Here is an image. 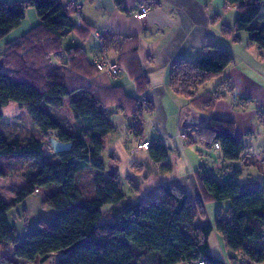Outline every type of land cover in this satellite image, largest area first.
Masks as SVG:
<instances>
[{
	"label": "trees",
	"instance_id": "16d2710c",
	"mask_svg": "<svg viewBox=\"0 0 264 264\" xmlns=\"http://www.w3.org/2000/svg\"><path fill=\"white\" fill-rule=\"evenodd\" d=\"M225 2L236 7L238 16L233 27H225L222 33H232L233 40L238 41L234 34L245 31L250 45L264 51L262 0ZM28 9H34L38 23L2 49L0 123L4 119L3 109L13 102L27 110L31 122L47 137L48 143L52 137L72 146L69 151L52 153L49 159L42 139L9 140L0 131V178L16 177L13 170L18 165L27 163L29 167L27 173L20 175L23 185L15 192V199L7 203L0 198V251L11 249L8 262L33 263L61 253L56 264H227L210 252L208 238L214 231L229 252V264H237L240 259L263 264L264 183L256 190H242L236 175L224 183L201 176L200 199L190 198L175 185H161L152 197L119 206L123 195L116 174L112 177L106 174L101 154L103 140L115 131L106 108L123 107L125 102L120 103L121 95L114 90L99 96L86 81H79L101 73L95 67V59L91 62L86 58L80 42L88 38L91 28L76 25L75 10L69 3L0 1V39L20 26ZM100 39L102 44L95 58L103 48L107 52L103 41L116 47L118 53L110 59L133 80L138 93L144 95L149 82L140 65L136 43L128 36L118 37L110 32L100 35ZM211 48L195 61L180 59L172 64L168 80L171 91L193 100L198 87L224 74L234 57L229 51ZM64 54L67 62L61 65H68L69 76L57 74L53 68V58ZM217 88L211 97L213 101L224 97L226 91L232 92L227 78ZM65 98L71 99L70 127L52 113L63 107ZM211 99L195 100L201 115L209 114ZM131 104L133 118L139 122L134 128L140 132L143 113L150 105L143 97ZM205 117L203 124L186 127L198 133L207 146L218 144L224 160H238L243 145L234 136V123ZM153 143L147 149L152 160L164 162L166 148L160 141ZM109 156L115 158L112 152ZM82 177L89 178V191L81 186ZM43 191L46 196L42 198V206L54 210V216L49 221H38V229L19 238L7 214L27 196ZM221 201H228L229 205L217 208L213 224L196 223L205 216L206 203ZM105 207L109 209L104 211Z\"/></svg>",
	"mask_w": 264,
	"mask_h": 264
},
{
	"label": "crops",
	"instance_id": "0c3cea01",
	"mask_svg": "<svg viewBox=\"0 0 264 264\" xmlns=\"http://www.w3.org/2000/svg\"><path fill=\"white\" fill-rule=\"evenodd\" d=\"M0 1L18 3L25 0ZM58 1L61 4L65 5L69 3L73 6L75 10L73 18L76 25L81 24V26L91 28L88 38L83 42L80 41L86 52V58L89 61H94L98 47L102 44L100 35H104L106 32L113 33L118 37L128 36L132 39L131 42L136 43L135 45L138 48L139 62L149 82L144 95L138 93L133 80L129 78L123 69V72L121 71L122 73L120 72L119 76L115 79L110 78L106 74L98 73L93 78L79 80L86 81V85H90L92 91L99 96H105L110 90H114L118 95H121L120 103L125 102L123 107L109 105L106 108L108 120L115 128V131L108 135L103 142L105 141L107 143V138L108 140H113V143L109 145V149L114 156L116 155V146L120 147L119 144L121 142L126 143L125 139H128V136H130V139L135 136V142L148 141L150 145L155 141H160L161 143L164 141L163 145L171 146L172 149H176V152L182 149V145L179 142H184L183 144H185L186 141L182 140L185 138L180 139L182 134L175 135V129H167L165 115L166 106L163 101L167 96H171L168 80L171 66L175 61L180 59L195 61L204 56L213 46L219 49L227 47L232 53L235 52L237 48L245 55L248 53L250 56L256 58L253 46L250 45L249 40L244 37L243 43L241 38L243 35L238 41H234L232 33H230V35L222 33V29L225 27H233L238 16L236 7L226 5L225 0ZM263 3L264 1L262 0V4ZM140 6L148 8L147 15L144 19L137 18V15L141 13ZM9 34H11V32L7 35L9 36ZM16 37L17 38L11 39L7 43L16 41L20 36ZM103 42L107 45L108 56L113 60L114 55L116 56L118 53L117 48H113L106 40ZM243 46L247 49V52L241 49ZM63 61L64 63L67 62L66 55L57 57L53 60L54 71L57 74L62 75L64 73V75L69 76L67 75L69 67L68 65L62 66L61 64ZM246 63L247 62L243 60L236 62L234 59L233 63L225 70V77L234 84V88L239 94L257 95L261 93L260 101L264 102V86L259 84L257 82L258 80L252 77L257 74L248 72ZM121 74H124V76H120ZM82 83L84 84L85 82ZM142 97L148 101L150 109L143 113V118L145 116L147 121L139 132L138 129L134 128V123L129 121V117H131V119L135 117L131 102H135V100ZM120 103H118V105L122 106ZM219 103L220 102L217 104ZM221 106L225 110L229 107L226 103H220L216 109L217 112H220ZM216 113H214L213 118L227 119ZM198 116L199 118L193 119L186 125L198 126L203 124L206 117L200 114H198ZM183 119L184 117L180 115L179 124L182 127L186 123ZM200 142H202V139L200 140L198 137L191 140L193 148L205 151V149L199 146L201 145ZM187 143L189 144L190 141H187ZM180 154L183 153L180 152ZM167 160L168 156L166 160L160 162V164L167 162ZM189 171L190 172L185 176L169 179L166 183L153 186L144 194L143 199L152 197L161 185H175L190 198L200 199L202 197V187L198 172L193 170L192 167L189 168ZM9 178L11 177L3 179ZM199 220V225H205L203 224V219Z\"/></svg>",
	"mask_w": 264,
	"mask_h": 264
},
{
	"label": "rangeland",
	"instance_id": "374dc122",
	"mask_svg": "<svg viewBox=\"0 0 264 264\" xmlns=\"http://www.w3.org/2000/svg\"><path fill=\"white\" fill-rule=\"evenodd\" d=\"M264 1V0H263ZM261 12L264 14V3L261 7ZM38 23V18L34 9H28L25 12V17L22 20L19 27H17L9 36H4L0 39V57L2 56V48L11 39L17 38L25 34L29 29ZM243 35V37H241ZM238 39L241 37L244 43L245 39H248L249 35L245 31L236 32L234 34ZM236 46V45H235ZM241 49L247 52L243 46ZM223 50L231 51L225 47ZM249 50V49H248ZM2 51V52H1ZM256 58L250 56L248 53L245 55L241 50L236 48L235 52H230L236 62L243 60L247 62L248 72H253L257 75H253L257 82L264 86V51H259L256 47H253ZM261 52V55H260ZM108 54V53H107ZM110 58V56H108ZM55 58H53L54 60ZM241 67V66H240ZM1 68V67H0ZM123 72V71H122ZM121 72V73H122ZM120 76H124L121 74ZM259 77V78H258ZM226 78L225 74L220 77H216L203 86L198 87L194 93V98H184L181 95L170 92L171 96L165 98L164 104L166 106V126L168 130H176V134H184L186 141L185 144L179 142L182 145V149L176 152V149H172L171 146L164 147L167 151V162L160 164L152 160L150 152L148 150H142L138 147L141 142H135V136L126 140V143L121 142L120 147L116 146V157L109 156V145L113 143V140H107L102 143V159L105 163L106 172L109 169V165H117L118 171L116 173L115 180L119 186V189L123 195L122 200L119 203L120 207H126L134 204L138 200H143L144 194L157 184H163L174 179L176 177L185 176L188 174L189 168L198 172L199 178L201 176H210L215 178L219 183L227 182L236 175V180L240 184L242 190L260 188L264 183V102L261 100V93L257 95L253 94H239L232 84V92L226 91L225 96L217 101H213L211 97L217 88L218 83ZM207 97V98H206ZM210 98L209 114L205 116L213 117L216 113V109L220 103H226L229 105L225 110L222 106L220 112L216 114L227 118L226 120L234 123V136L243 145V152L241 157L236 161H226L221 156V150L215 148V145L207 147L205 140L200 142L204 150L193 148L192 139L199 138L198 133L193 129L187 128L186 124L190 123L193 119L199 118L201 115L199 110L195 107L200 100ZM70 98H65L63 107L59 110H52V113L62 120L66 126L73 124L71 111L69 108ZM220 102L219 104H217ZM217 104V105H216ZM205 107V106H204ZM4 119L0 123V131L5 134L9 140L13 138H20L27 141L31 137L42 139L44 142L45 152L49 159L52 158V150L49 146L47 137L40 134L39 130L33 125L30 117L25 108H20L16 103H11L3 109ZM204 114V113H203ZM180 115H183L186 123L182 127L179 124ZM129 121L138 125V121L131 119ZM147 119L141 120V126L144 127ZM139 137V136H138ZM179 137V136H178ZM187 139V140H186ZM187 141H190L188 144ZM210 142V140L208 141ZM164 141L162 142V144ZM154 143L152 142L151 145ZM185 145V146H184ZM184 147V148H183ZM171 148V149H170ZM183 150V151H182ZM182 152L183 154H180ZM29 167L27 163L18 165L14 171L16 177L3 179L0 178V198L10 203L15 199L16 193L23 185V178L20 175L27 173ZM107 174V173H106ZM89 178L80 179V184L85 188V191H89L90 186L88 184ZM16 192V193H14ZM46 196V192L40 194L33 193L27 196L22 203L16 204L15 207L7 214L8 222L11 226L15 227L16 234L19 238H22L25 232L38 229V221H49L55 214V211L42 206V198ZM228 201L221 202H208L205 205V216L198 218L196 223L199 224V219H203V224H213L215 213L217 208H227ZM109 207H105L104 211ZM208 244L210 252L216 258L229 264L228 256L229 252L224 246L222 238L216 233L211 232L208 238ZM11 249L8 251H0V264H14L8 262ZM62 257L61 253L49 256L44 261L36 260L33 263L30 262H18V264H56L57 260ZM252 264L248 261L238 260L237 264ZM264 264V263H263Z\"/></svg>",
	"mask_w": 264,
	"mask_h": 264
},
{
	"label": "built area",
	"instance_id": "2783aa9c",
	"mask_svg": "<svg viewBox=\"0 0 264 264\" xmlns=\"http://www.w3.org/2000/svg\"><path fill=\"white\" fill-rule=\"evenodd\" d=\"M75 3V1H74ZM78 8V7H77ZM148 8L145 6H140V14L137 15L138 19H144L147 15ZM95 67L97 71L106 74L107 76L111 78H117L118 74L120 72V68L117 66V64L112 61L109 57L107 52L105 51V48L102 49V52L97 55L95 58ZM181 138H185V135L182 134ZM215 148H219L218 144H214ZM138 147L142 150H147L149 148V142L148 141H142L138 144Z\"/></svg>",
	"mask_w": 264,
	"mask_h": 264
},
{
	"label": "water",
	"instance_id": "95a60500",
	"mask_svg": "<svg viewBox=\"0 0 264 264\" xmlns=\"http://www.w3.org/2000/svg\"><path fill=\"white\" fill-rule=\"evenodd\" d=\"M181 117H183V115H181ZM49 145H50L52 152L55 154L69 151L72 146L71 143H63V142L57 141L56 139L52 137L49 138ZM117 170H118V166L116 165L110 166L107 171V175L112 177L117 173Z\"/></svg>",
	"mask_w": 264,
	"mask_h": 264
}]
</instances>
